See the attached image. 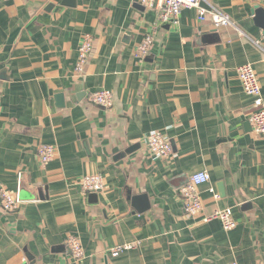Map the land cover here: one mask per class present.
Returning a JSON list of instances; mask_svg holds the SVG:
<instances>
[{
    "label": "crops",
    "instance_id": "0c3cea01",
    "mask_svg": "<svg viewBox=\"0 0 264 264\" xmlns=\"http://www.w3.org/2000/svg\"><path fill=\"white\" fill-rule=\"evenodd\" d=\"M199 7L233 25L200 21L196 7L161 24L133 0H0V184L21 199L14 212L0 207V264H264V135L237 75L252 66L264 109V19L253 11L264 0ZM84 35L93 49L76 75ZM100 90L112 108L90 102ZM151 131L170 156H151ZM40 145L55 150L45 167ZM198 172L210 178L203 209L187 217L179 191ZM95 174L102 188L83 194L81 179ZM227 208L234 229L203 221Z\"/></svg>",
    "mask_w": 264,
    "mask_h": 264
},
{
    "label": "built area",
    "instance_id": "2783aa9c",
    "mask_svg": "<svg viewBox=\"0 0 264 264\" xmlns=\"http://www.w3.org/2000/svg\"><path fill=\"white\" fill-rule=\"evenodd\" d=\"M146 9L156 11L158 21L161 24L175 21L183 9L196 7L200 21H205L208 17L215 28L232 26L229 17L217 9L206 11L199 7L200 0H133ZM152 44V37L145 36L137 49L136 56L144 58ZM93 49V40L89 35H84L81 39L78 58L74 68L76 75H81L87 63L88 57ZM237 75L243 92L253 99L256 109L249 115L248 122L257 136L264 135V109L260 93V86L255 72L250 64L238 68ZM90 102L98 107L110 109L113 106V96L108 90H100L90 94ZM145 144L148 152L156 159H165L172 154V147L165 135L158 131H151L145 136ZM37 157L40 166L45 167L55 157V150L51 145H40L37 149ZM210 178L206 172H198L191 175L187 182L180 188V196L183 202L184 212L187 217H195L203 209V203L199 194V187L209 182ZM103 185L101 175H86L80 181L81 192L85 195L97 193ZM212 191V190H211ZM20 205L18 194L8 191L0 184V207L4 213L14 212ZM218 221L225 231L235 228L236 222L232 217L230 208L216 210L203 221ZM66 245L74 259H80L84 251L79 241L75 237H68ZM130 246H118L111 249V257L116 258Z\"/></svg>",
    "mask_w": 264,
    "mask_h": 264
},
{
    "label": "water",
    "instance_id": "95a60500",
    "mask_svg": "<svg viewBox=\"0 0 264 264\" xmlns=\"http://www.w3.org/2000/svg\"><path fill=\"white\" fill-rule=\"evenodd\" d=\"M253 11H254V15H255V17H256V21H257V22L262 21V20L264 19V10H263L262 8L255 7ZM261 27H262V29H264L263 26H261ZM58 99H60V101H62V96L59 95V96H58ZM135 148H136V147H132V148H130L128 151H126V154L132 152ZM22 184H23V182H21V186H22ZM18 197H19V195H18ZM19 201L21 202L20 197H19Z\"/></svg>",
    "mask_w": 264,
    "mask_h": 264
}]
</instances>
